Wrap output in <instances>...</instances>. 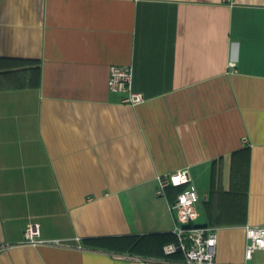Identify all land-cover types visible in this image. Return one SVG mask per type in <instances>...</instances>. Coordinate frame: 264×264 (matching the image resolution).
I'll return each instance as SVG.
<instances>
[{"label": "crops", "instance_id": "obj_1", "mask_svg": "<svg viewBox=\"0 0 264 264\" xmlns=\"http://www.w3.org/2000/svg\"><path fill=\"white\" fill-rule=\"evenodd\" d=\"M110 64L144 101L109 90ZM182 169L217 261L243 263L264 225V0H0V264L164 258L158 177ZM28 223L61 242L25 243Z\"/></svg>", "mask_w": 264, "mask_h": 264}, {"label": "built area", "instance_id": "obj_2", "mask_svg": "<svg viewBox=\"0 0 264 264\" xmlns=\"http://www.w3.org/2000/svg\"><path fill=\"white\" fill-rule=\"evenodd\" d=\"M107 85L110 91L125 94L123 102L135 105L144 101L142 93L132 90V67L130 65L110 64ZM170 185H184L170 204V209L175 212L176 240L163 245L164 258H135L146 264H230L220 263L216 259L217 229L210 225L195 223L198 217L196 205L199 195L196 186L190 181L188 171L182 169L158 177L157 193L163 194L165 188ZM244 233V262L240 264H248L247 261L252 260L256 251L264 250V225L246 224ZM23 234L24 242L28 244H59L61 242L59 239H42L37 223H28ZM9 247H11L9 242L0 241V251ZM173 254H179L180 257L168 258Z\"/></svg>", "mask_w": 264, "mask_h": 264}, {"label": "trees", "instance_id": "obj_3", "mask_svg": "<svg viewBox=\"0 0 264 264\" xmlns=\"http://www.w3.org/2000/svg\"><path fill=\"white\" fill-rule=\"evenodd\" d=\"M167 188H172L174 189V192H175V197L177 195L178 192H180L183 188H184V185H180V186H167L165 189ZM197 225H208V224H197ZM176 240V237L174 239V241Z\"/></svg>", "mask_w": 264, "mask_h": 264}, {"label": "rangeland", "instance_id": "obj_4", "mask_svg": "<svg viewBox=\"0 0 264 264\" xmlns=\"http://www.w3.org/2000/svg\"><path fill=\"white\" fill-rule=\"evenodd\" d=\"M254 256H255V254H254Z\"/></svg>", "mask_w": 264, "mask_h": 264}]
</instances>
